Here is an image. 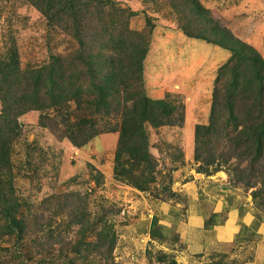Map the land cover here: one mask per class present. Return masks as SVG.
<instances>
[{
    "label": "rangeland",
    "instance_id": "1",
    "mask_svg": "<svg viewBox=\"0 0 264 264\" xmlns=\"http://www.w3.org/2000/svg\"><path fill=\"white\" fill-rule=\"evenodd\" d=\"M104 1L102 16L88 12L84 31L126 35L146 48L142 78H123L108 112L88 103L95 87L84 73L70 93L54 89L68 98L61 105L13 111L17 134L3 176L18 204L6 213L0 202V264H247L256 256L264 264V226L241 223L235 243L222 246L207 232L236 211L240 219L247 211L264 224V180L248 177L250 163L237 158L230 140L218 133L227 110L217 131L206 128L202 137L216 162L197 157V129L212 121L219 72L233 53L187 33L216 39L228 30L264 60V0H198L204 17L198 22L183 0ZM73 32L71 22H51L31 0H0V60L16 62L12 84L0 81V114L1 95H33V80L40 79L38 97L48 103L45 79L53 57L74 58L80 48ZM81 69L68 67L71 73ZM138 89L163 100L175 122L146 121L141 153L148 162L139 161L138 150L136 159L127 152L118 165ZM137 138L128 144L141 146ZM118 168H133L144 186ZM201 210L207 216L195 222Z\"/></svg>",
    "mask_w": 264,
    "mask_h": 264
},
{
    "label": "trees",
    "instance_id": "2",
    "mask_svg": "<svg viewBox=\"0 0 264 264\" xmlns=\"http://www.w3.org/2000/svg\"><path fill=\"white\" fill-rule=\"evenodd\" d=\"M31 1L43 10L51 22H71L74 28L73 35L78 39L80 48L74 58L53 57L54 60L49 67L50 72L45 79V86L49 85L48 103L38 97V91L40 93L41 89L36 85L39 84L40 79L37 82L33 80L35 85L33 95H20L16 99L14 96L1 95L4 108L0 114V118H3L2 124L0 123V202H4L6 213L18 204L13 199L14 195L11 194V183L7 182L3 176L6 175V171L10 170V148L13 137L17 134L15 128L17 120L13 111L19 110L20 112L22 109L32 106V108L41 109L61 105L63 100L68 98L64 99V96H59V93L55 94L54 89L59 87L63 93L65 91L70 93L73 90L72 82H78L81 74L84 73L95 87L93 97L88 103L95 106L99 112H108L111 100L119 92L120 85L122 87L124 84L123 78L127 77L135 82H140L146 55V48L129 42L126 35L116 38L113 33L104 36L102 31L92 34L85 33L86 25L90 24L88 12L99 11L97 16H102L104 8L107 6L104 0ZM183 1L187 4L185 9L193 15L192 21L198 22L204 18L198 0ZM57 15L59 18H54ZM187 33L219 44L233 53L232 59L224 64L219 72L218 85L214 93L212 121L208 126H199L197 129V157L202 158L207 165L216 162V156L203 145L202 137L205 135L206 128L211 129L207 133L217 131L223 114L227 110L229 115L225 126H222V132L218 133L230 140L232 147L235 148L237 158L245 159L244 161L250 163L248 177L256 179L258 183L259 180H264V60L252 46L241 41L228 30L217 32L216 39H212L204 33L193 34L192 31H187ZM124 55L128 57L127 63L123 61ZM75 63L82 68L81 72H69L68 67L70 68ZM231 63H233L232 66H230ZM15 64V61L5 63L0 60V72L4 74V80L0 79V81L12 84L13 81H10L9 77L12 72L11 68ZM15 74L18 75L16 71ZM27 78L24 77L25 80ZM15 79L20 83L18 76ZM222 90L224 91L222 92ZM138 91V98L127 113L129 125L123 127L121 144L117 151L118 165H121L124 153L130 152L136 159V151L141 150L138 153L140 154L142 145L143 148L144 145L146 146L147 140L143 131L146 121L155 126L175 122L172 110L163 100L149 97L144 90L138 89ZM73 95L78 96L79 93L75 92ZM229 126L233 127L232 132L227 131ZM142 133L143 138H137L138 134ZM134 138L138 139L141 146L133 147L128 144L129 140ZM142 160L148 162L146 153L139 155V161ZM255 163L259 165L258 168ZM118 172L124 174L125 177L133 175L134 183L140 187L144 186L139 182V177L135 176V173L132 174L133 168L126 170L118 168Z\"/></svg>",
    "mask_w": 264,
    "mask_h": 264
},
{
    "label": "crops",
    "instance_id": "3",
    "mask_svg": "<svg viewBox=\"0 0 264 264\" xmlns=\"http://www.w3.org/2000/svg\"><path fill=\"white\" fill-rule=\"evenodd\" d=\"M201 214L198 213V215L193 216V220L195 222L201 220L202 217H206L207 215L200 211ZM244 219H240L239 211H236L234 215H230V218L227 221L221 222L219 226H217L214 230H209V236L215 244L217 243V246H222L223 244H233L236 240V234L238 233V226L241 225V223H247L255 230H261L263 228L264 224L258 220L255 216L252 214L246 213L244 214ZM199 224V223H198ZM201 232V231H200ZM206 231L201 232V234H204ZM238 242V241H236ZM239 243V242H238ZM237 243V244H238ZM257 257V258H256ZM255 260H252V262H247V264H261L259 256H256Z\"/></svg>",
    "mask_w": 264,
    "mask_h": 264
}]
</instances>
